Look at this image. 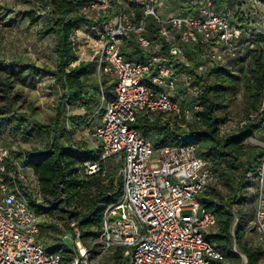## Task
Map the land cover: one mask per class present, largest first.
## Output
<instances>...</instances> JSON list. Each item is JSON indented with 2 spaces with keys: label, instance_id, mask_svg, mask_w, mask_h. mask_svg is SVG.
Instances as JSON below:
<instances>
[{
  "label": "built area",
  "instance_id": "1",
  "mask_svg": "<svg viewBox=\"0 0 264 264\" xmlns=\"http://www.w3.org/2000/svg\"><path fill=\"white\" fill-rule=\"evenodd\" d=\"M237 5L231 0H86L81 4L89 14L109 13L91 27L77 28L73 39L78 30L90 34L98 73L115 81L111 95L101 92L104 110L88 137L97 158L86 161L83 169L92 174L102 170L105 160L120 161L121 194L104 206L99 233L91 244L83 242L75 221L68 222L62 237L71 239L67 264H99L112 247L121 249L127 264H216L224 259L203 232L215 225L216 215L197 198L214 177L210 162L196 154L195 143L158 146L132 124L138 113L149 117L158 111L172 114L180 129L198 119L194 80L207 65L188 57L200 46V52L207 49L209 62L223 63L257 43V24L242 27L237 13L250 16ZM150 20L158 37L148 33ZM165 45L167 53H163ZM123 48L129 57H124ZM134 48L144 58L133 54ZM8 142L7 131L0 128V264H63L61 251H46L39 239V215L24 192L33 187L37 194L35 178L22 164L25 153L14 157ZM254 178L252 228L264 242V151Z\"/></svg>",
  "mask_w": 264,
  "mask_h": 264
},
{
  "label": "trees",
  "instance_id": "2",
  "mask_svg": "<svg viewBox=\"0 0 264 264\" xmlns=\"http://www.w3.org/2000/svg\"><path fill=\"white\" fill-rule=\"evenodd\" d=\"M42 1L48 6L47 21L41 25L39 33L54 36L55 67L49 69L30 62L24 64L3 59H0V67H4L8 74H20L25 69L34 76L40 71H47L54 77L61 94L57 98L54 115L46 123L31 122L27 113L16 111L11 104L0 105V128L7 131L9 146L11 141H25L32 133H44L48 138L42 146L28 148L22 161L28 174L35 178L37 194L33 195L27 190L24 192L39 215L40 230L50 228L63 232L67 230L68 222L75 221L80 228L81 239L94 240L99 233L104 206L115 202L121 194L118 173L121 162L105 160L102 170L86 174L84 163L96 159V151L88 139L63 137L66 133L69 135L73 128V116L67 110L81 109L87 120L96 115L100 117L104 110L100 105L101 92L106 94V89L114 87L115 81L110 75L102 72L96 74L94 58L74 62L75 30L82 25L91 27L109 17V13L84 12L81 4L86 0ZM257 1L264 4V0ZM19 13L21 18H28L29 23H35L38 19L33 9ZM237 16L242 27H246L249 20H245L241 12ZM147 30L150 37H158L153 21H149ZM254 40L257 43L252 49L228 56L223 63L208 62L204 73L195 77L200 109L196 112L198 119L188 123L186 129L176 126L177 121L172 114L161 111L153 112L149 117L138 113L132 124L145 135L152 133L158 146L181 141L195 143L196 154L210 162L214 176L217 175L221 184L231 190V195H221L211 183L213 177L207 189L201 193L202 197L198 198L217 218L212 226L214 232L204 234L223 253L224 259L216 261V264H244L242 255L246 264L264 262V242L258 239L252 227L255 242L245 239V227L253 220L254 194L247 198L243 191L255 186L256 167L264 151L261 146L246 142L247 138L264 128V32H256ZM199 52L200 46H197V51L188 58L193 60ZM122 53L124 57L130 56L127 48H123ZM132 53L144 58L138 48H134ZM163 53H167V45ZM241 89L246 98L245 113L231 128L228 123L233 117L228 110L229 102ZM250 114L253 116L250 117ZM240 120L244 122L240 124ZM186 137L188 141H185ZM11 152L18 157L22 150L11 148ZM103 170L105 173H102ZM248 203L251 205L250 211ZM240 215L243 216L242 224H239ZM54 216L63 219V229L56 221L49 220ZM70 252L69 249L61 252L63 262L69 260ZM123 260L118 248L105 264H123Z\"/></svg>",
  "mask_w": 264,
  "mask_h": 264
},
{
  "label": "rangeland",
  "instance_id": "3",
  "mask_svg": "<svg viewBox=\"0 0 264 264\" xmlns=\"http://www.w3.org/2000/svg\"><path fill=\"white\" fill-rule=\"evenodd\" d=\"M240 11L247 13L250 18H245L250 22H246L247 26L257 24L258 29L264 32V4L260 2L252 3L250 0H236ZM235 5V4H234ZM236 6V5H235ZM42 0H0V59L9 61L16 60L20 63H34L38 67L53 69L55 67L56 54L53 49L54 36L52 34L42 35L39 33L40 27L47 21L46 14L47 8ZM33 9L38 17L35 23H29L28 18H21L19 11ZM245 28V27H244ZM86 35H88L86 37ZM74 40V46L76 49V60L90 61L93 59L92 36L86 34L83 30L76 32V38ZM205 51L199 53L192 61L198 60L200 63H208V55ZM204 61V62H203ZM19 74V73H18ZM18 74H8L4 67H0V105L11 104L12 108L19 112H25L29 115L30 121H38L46 123L51 120L55 112V105L57 98L61 94V90L56 86L54 77L47 71H40L34 76L27 70L23 69ZM98 75V71L96 70ZM15 82H10V80ZM3 82L5 84H3ZM6 83L8 85H6ZM113 92V89H106L105 95L109 96ZM246 98L243 96L242 89L239 90L234 98L229 102L228 110L231 113L233 120L229 121L228 125L231 128L235 127V121L245 113ZM72 118V132L69 135L66 133L63 138L70 137L72 139H88L92 126L98 122V115L90 120H87L83 116L81 109H69L67 110ZM149 138L155 140V136L152 133L147 134ZM9 138V137H8ZM185 138V136H184ZM47 136L44 133L28 136L25 141H11L10 148L15 150H22L24 153L30 147H40L46 140ZM189 138L186 137L185 141ZM246 142L251 145H259L262 147L264 142H261L255 135L246 139ZM180 143H183L181 141ZM157 152H154L156 155ZM112 164V163H111ZM213 186H216L219 193L223 196L231 195V190L221 184L217 175L214 176L211 182ZM244 188V194L247 198L252 196V189ZM31 193L33 187H31ZM202 197L199 193L197 198ZM236 206V205H235ZM248 211L251 210V205H247ZM190 210H183L182 213H189ZM52 217V216H51ZM54 220L59 226L64 228V221L58 217L49 218ZM243 216L240 215L239 224H242ZM252 219L247 223L245 227V239L255 242L256 237L251 230ZM215 228L212 226L208 229H204L206 234H212ZM63 232H57L50 228L39 230L40 241L43 243L46 251H63L65 249L72 250L71 239H63ZM89 240V241H88ZM83 241L84 243L91 244L92 241L88 239ZM236 250L237 247H236ZM115 249L109 248L99 258V264H105L108 261V257L112 256ZM243 257V263L246 259ZM67 264V262H63ZM123 264H127L124 259Z\"/></svg>",
  "mask_w": 264,
  "mask_h": 264
},
{
  "label": "crops",
  "instance_id": "4",
  "mask_svg": "<svg viewBox=\"0 0 264 264\" xmlns=\"http://www.w3.org/2000/svg\"><path fill=\"white\" fill-rule=\"evenodd\" d=\"M255 136L258 137L261 142H264V128L258 130L255 133ZM255 187H256V183H255V186L252 188L253 189L252 193L254 194V197H255ZM253 202H254V200H253Z\"/></svg>",
  "mask_w": 264,
  "mask_h": 264
}]
</instances>
